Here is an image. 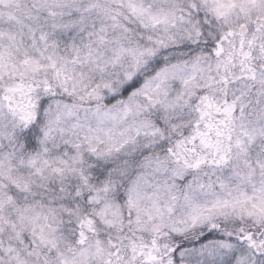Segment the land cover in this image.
I'll use <instances>...</instances> for the list:
<instances>
[{"label":"snow or ice","instance_id":"1","mask_svg":"<svg viewBox=\"0 0 264 264\" xmlns=\"http://www.w3.org/2000/svg\"><path fill=\"white\" fill-rule=\"evenodd\" d=\"M0 264H264V0H0Z\"/></svg>","mask_w":264,"mask_h":264}]
</instances>
